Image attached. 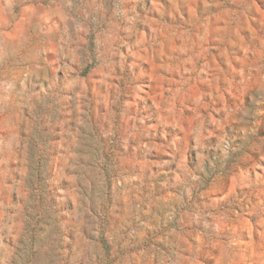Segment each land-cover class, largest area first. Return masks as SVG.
I'll list each match as a JSON object with an SVG mask.
<instances>
[{
	"label": "rangeland",
	"instance_id": "1",
	"mask_svg": "<svg viewBox=\"0 0 264 264\" xmlns=\"http://www.w3.org/2000/svg\"><path fill=\"white\" fill-rule=\"evenodd\" d=\"M0 264H264V0H0Z\"/></svg>",
	"mask_w": 264,
	"mask_h": 264
}]
</instances>
